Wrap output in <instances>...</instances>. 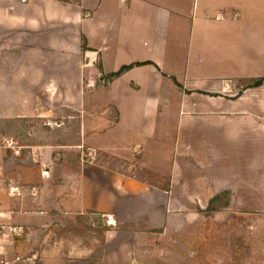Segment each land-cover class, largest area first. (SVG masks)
I'll list each match as a JSON object with an SVG mask.
<instances>
[{
	"label": "crops",
	"instance_id": "obj_1",
	"mask_svg": "<svg viewBox=\"0 0 264 264\" xmlns=\"http://www.w3.org/2000/svg\"><path fill=\"white\" fill-rule=\"evenodd\" d=\"M15 57L29 59L17 76L27 90L11 108L0 104V120L47 117L54 127H70L76 138L65 146L81 149L82 156L65 176L77 185V200L68 206L101 213L113 226L103 233L98 260L49 256L36 257L34 264H133L131 225L140 220L143 229L161 228L166 239L168 211L184 210L177 201L170 204L175 175L190 164L202 169L212 163L207 134L217 137L221 130L233 141L264 129V82L249 86L264 76V0H0L1 101L14 92L9 63ZM125 65L132 66L106 79ZM49 68V80L42 81ZM194 128L206 135L195 144ZM170 135L181 161L172 162L169 184L161 188L138 174L140 158L152 148L149 140L161 146ZM10 145L0 143V264L19 263L9 260L17 240L34 244L30 233L52 224L35 217L56 211L41 208L39 180L26 182L14 166L9 173ZM38 165L41 180L43 171H53ZM194 182L198 191L192 196L203 194L207 202L214 193L211 180L200 176ZM196 210H186V217ZM230 210L209 217L219 222ZM252 228L258 227L249 223L244 230Z\"/></svg>",
	"mask_w": 264,
	"mask_h": 264
},
{
	"label": "rangeland",
	"instance_id": "obj_2",
	"mask_svg": "<svg viewBox=\"0 0 264 264\" xmlns=\"http://www.w3.org/2000/svg\"><path fill=\"white\" fill-rule=\"evenodd\" d=\"M25 58H21L20 61L16 57L10 60L9 64L13 69L11 72L15 74V78L14 74L11 75L12 83L15 84H10V87L14 92L4 93V97H9L8 100H0V104L3 103L8 108L16 103L17 98L24 97L23 93L27 90V84H20L17 77L18 74L23 73V67L28 64L29 59ZM51 64L53 66L56 63L51 61ZM50 70V68L47 70L42 81L49 80L47 73ZM46 95H41L45 101H47ZM48 119L40 117L0 120V125L3 124L2 127L0 126L2 130L0 143L7 145L10 142L8 148L14 157V159L12 155L8 157L9 173L14 166V170L25 174L26 182L39 180V184L42 185L41 208L56 207V211L51 212L50 216L35 217L37 223L46 219L52 221V224L38 235L35 232L30 233L31 238L34 237V244H30L32 240L23 245L20 239L15 241L16 249L11 250L9 260L19 262L16 264H34L36 257L86 256L94 248L95 242L101 239L96 230L98 224L93 220L94 216L88 215L84 225L76 223L78 213L73 211V207L68 206V200H77V185L72 182L74 179L72 180L71 177L66 179L65 176L74 172V162L82 156V153L81 149L66 147L65 143L75 141L76 135L69 131L70 127H65L63 124L61 127H54L55 122ZM75 126L73 124V127ZM14 129L18 131H13ZM202 133L200 128L193 130L191 143H198L197 141L205 138L206 135L203 137ZM214 133L217 137L207 134L210 138L208 146L211 147L210 166L199 169L190 164L181 175H175L170 204L177 201L184 210L180 208L178 211H168L169 234L166 239L164 236L155 237L151 232L145 235L140 220L131 225L135 229L134 232H139L137 237L131 239L134 246L133 264H143L144 261L149 263L152 257L158 260V264H264L262 246L264 225H259L260 221L264 224V129L261 131L259 128L256 134L250 130L246 131L233 141L224 139V132L221 130H216ZM172 137L173 135H170V139L161 146L149 140L147 143L151 144L152 148L148 147L140 158L144 166H140L141 170L138 174L161 188L169 184L172 162L181 161V156L175 153ZM14 150L17 153H14ZM38 164L51 167L53 171L51 174H48L47 170L43 171L44 178L41 180V168ZM173 172L177 173V171ZM200 176H205L208 183L211 180L214 193L210 198L226 192L219 201L227 202V205H231L234 209V212L228 211L219 222L209 217L214 212L205 211L210 198L206 202L203 194L192 196L198 191L194 179ZM230 188L233 189V196ZM72 205L76 203L73 202ZM199 206H204L203 210L198 208ZM194 209H197V213L189 216L188 219L186 210ZM109 221L108 217L101 218V223L108 224ZM249 223L257 225L258 228L247 230L246 233L244 229ZM241 225L243 230L237 229ZM5 231L13 239L9 229ZM22 246L25 247L24 252ZM16 255L20 256L19 261L15 260Z\"/></svg>",
	"mask_w": 264,
	"mask_h": 264
},
{
	"label": "trees",
	"instance_id": "obj_3",
	"mask_svg": "<svg viewBox=\"0 0 264 264\" xmlns=\"http://www.w3.org/2000/svg\"><path fill=\"white\" fill-rule=\"evenodd\" d=\"M59 1L78 3L79 0H76V1H74V0H59ZM82 47L85 48L84 43H82ZM131 66L132 65L122 66L119 70H117L115 72L108 73L107 75H105V77H106V79H111L114 76L120 75L121 73H123L126 69H128ZM262 82H264V76L261 77V78L255 79L251 83L249 82V86H251V85H257V84H260ZM222 194L224 196L226 194V192H223ZM222 194H219V195H216V196L210 198L209 203H208V206L205 209V211L207 213L216 212V211L222 210V209H224V208H226L228 206L227 205V202H224L223 203L221 200L219 201V199L221 197H223ZM88 215L94 216L93 217V220L94 221L95 220L97 221V224L98 225L96 227V230H97V233L100 234V238L101 239L99 241L95 242L94 248L86 256H82L80 258L83 259V260H98V259H100L101 255H102V249H103V233L106 230L112 228L113 226L110 225V224H105V222L104 223H101V218L102 217H105V216H103L101 213L94 212V211H86V212L78 213L75 222L84 225L86 223L87 219H88ZM118 225L119 224H117V226ZM119 227H120V225H119ZM148 232H151L152 234H154L155 237H159V236L161 237L162 230H161V228H150V229H145L143 231V233L145 235ZM138 233L137 232H134L133 237H137L138 236L137 235ZM143 264H158V260L155 257H152V259L149 260V263L147 261L146 262L144 261Z\"/></svg>",
	"mask_w": 264,
	"mask_h": 264
},
{
	"label": "built area",
	"instance_id": "obj_4",
	"mask_svg": "<svg viewBox=\"0 0 264 264\" xmlns=\"http://www.w3.org/2000/svg\"><path fill=\"white\" fill-rule=\"evenodd\" d=\"M21 1H25V0H21ZM11 231H12V233H17V232H18L17 229H15V228L11 229ZM1 233H2V236H3V238H4V244L7 245V246L11 245V244H12V241H11V239L7 236V234H6V233H3L2 231H1ZM17 259H18V258H17Z\"/></svg>",
	"mask_w": 264,
	"mask_h": 264
}]
</instances>
